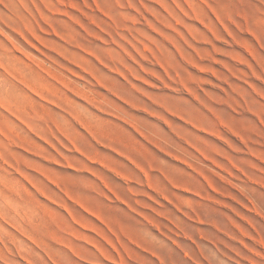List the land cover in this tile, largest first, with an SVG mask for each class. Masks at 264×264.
Returning <instances> with one entry per match:
<instances>
[{"label": "rangeland", "instance_id": "obj_1", "mask_svg": "<svg viewBox=\"0 0 264 264\" xmlns=\"http://www.w3.org/2000/svg\"><path fill=\"white\" fill-rule=\"evenodd\" d=\"M0 264H264V0H0Z\"/></svg>", "mask_w": 264, "mask_h": 264}]
</instances>
